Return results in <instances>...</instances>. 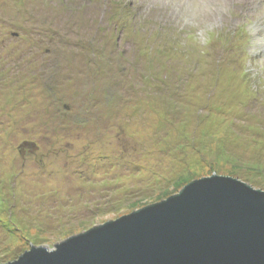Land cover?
<instances>
[{
	"label": "rangeland",
	"instance_id": "1",
	"mask_svg": "<svg viewBox=\"0 0 264 264\" xmlns=\"http://www.w3.org/2000/svg\"><path fill=\"white\" fill-rule=\"evenodd\" d=\"M213 174L264 191V0H0V264Z\"/></svg>",
	"mask_w": 264,
	"mask_h": 264
},
{
	"label": "water",
	"instance_id": "2",
	"mask_svg": "<svg viewBox=\"0 0 264 264\" xmlns=\"http://www.w3.org/2000/svg\"><path fill=\"white\" fill-rule=\"evenodd\" d=\"M6 264H264V191L204 176L53 250L34 247Z\"/></svg>",
	"mask_w": 264,
	"mask_h": 264
}]
</instances>
